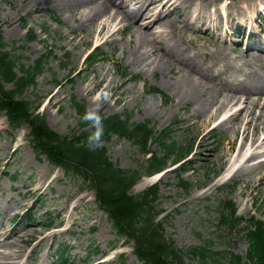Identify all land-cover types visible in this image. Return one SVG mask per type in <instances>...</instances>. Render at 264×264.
I'll use <instances>...</instances> for the list:
<instances>
[{
	"label": "rangeland",
	"instance_id": "374dc122",
	"mask_svg": "<svg viewBox=\"0 0 264 264\" xmlns=\"http://www.w3.org/2000/svg\"><path fill=\"white\" fill-rule=\"evenodd\" d=\"M205 1L209 6L203 8L211 13L213 6L224 0ZM251 1L233 0L224 10L238 9ZM83 11L81 4L74 7L65 0H0V33L15 60L17 73L21 66L43 59L41 71L23 92L24 99L42 114L51 129L62 134L79 126L72 97L86 110L98 108L105 115L131 114L130 121L134 122L148 119L157 132L169 128V139L164 141L173 140L185 150L190 146L192 152L181 166L183 161L175 163L176 155L171 154L160 173L148 172V155L129 139L113 134L102 144L114 165L140 173L130 193L138 194L158 184L154 221L161 223L166 240L182 249L205 245L214 253L212 264H228L230 253L244 256L247 228L254 219L264 220V181L258 180L255 172L225 175L226 164L240 141L234 138L233 127L229 123L218 125L216 118L202 125L204 113L192 101H180L181 95L174 88L178 73L158 64L154 51L148 55V47L143 45L145 55L130 57L131 46L143 39L136 27L130 25L110 35L117 27L111 24L98 32L85 16L81 17ZM179 13L175 10L173 15ZM104 18L106 15L100 16L97 22ZM28 26L35 33L33 39H29ZM201 31L190 29L164 41L170 46L173 40L177 42L175 50L181 56H185L183 52H197L202 62L216 50L219 68L205 72L216 76L222 70L220 66L226 68L227 73L222 71L218 78L221 84L231 74L228 62L239 67L241 72L234 76L240 79L258 69L259 63L249 60V53L233 52L220 45L221 55L216 49L219 44L200 36ZM97 45L107 58L89 63L86 56ZM190 64L201 67L198 62ZM221 84L214 85L220 93L214 91L213 99L223 93ZM5 87L12 85L5 83ZM209 91L207 88L202 97ZM8 126L6 114L0 110V239L9 233L6 239L20 247L14 264H141L133 241L115 232L89 183L67 175L63 168L37 154L29 140L27 123L17 129ZM227 140L234 141L231 148ZM161 142H149L157 156L165 150ZM221 152L224 155L219 159ZM42 171L47 176L38 188L35 176ZM146 176L151 181L136 188ZM179 177L187 187L181 186ZM25 184L31 185L28 192ZM224 201L234 204L240 216L234 228L219 223L220 204ZM57 244L66 246L65 262L54 261ZM183 261L197 264V259L190 256Z\"/></svg>",
	"mask_w": 264,
	"mask_h": 264
},
{
	"label": "trees",
	"instance_id": "16d2710c",
	"mask_svg": "<svg viewBox=\"0 0 264 264\" xmlns=\"http://www.w3.org/2000/svg\"><path fill=\"white\" fill-rule=\"evenodd\" d=\"M28 33L29 39L35 37L31 27H28ZM6 45L0 34V110L5 112L10 126L15 128L28 123L29 140L37 154H44L50 162L63 167L67 174L89 183L96 191L98 202L107 213L113 229L117 234L134 241V251L141 264H184L185 256L196 258L197 264H212L214 253L205 245L182 249L164 238L161 223L154 221L153 203L158 197V184L138 194L130 193L129 189L140 173L114 165L103 144L94 149L87 146V137L93 129L90 122L81 119L86 111L83 103L72 97V104L80 119L79 126L63 134L51 129L42 114L31 109L23 92L41 71L43 59H37L26 67L21 66L20 73H17L15 60ZM103 55V50L96 48L88 56V61L92 63ZM5 83H10L12 88H6ZM101 114L105 117L102 141L116 134L136 143L144 154L151 153L147 158L149 173L163 169L171 154H175L177 160L185 155V151L177 147L175 141H164L169 139V128L157 132L148 119L134 122L130 121L131 114ZM151 139L162 141L165 148L162 156L150 150ZM179 183L187 186L183 178L179 177ZM222 207L224 211L220 214L219 223L236 227L238 217L235 206L226 201ZM246 235L249 241L247 252L244 256L230 253L228 264H264V222L253 220ZM62 258L60 254L59 259Z\"/></svg>",
	"mask_w": 264,
	"mask_h": 264
},
{
	"label": "bare ground",
	"instance_id": "6f19581e",
	"mask_svg": "<svg viewBox=\"0 0 264 264\" xmlns=\"http://www.w3.org/2000/svg\"><path fill=\"white\" fill-rule=\"evenodd\" d=\"M65 1L74 7L81 4L85 10L81 13V17L85 16L93 29L97 27L98 32H102L111 24H115L117 27L110 32V35L130 25L136 27L143 39L140 42L136 41L131 46L130 57L133 59L136 56L145 55L142 50L143 45L148 47V55L154 51L158 64L164 68H174V74L178 73L175 76L174 88L181 95L180 101H192L196 105V109L204 113L205 120L202 125H206L207 122L216 118L219 120L218 125L229 123L233 127V136L234 138L239 137L240 141L236 152L232 154L226 164L225 172H228L230 168L237 173L255 172L257 179L264 181V54L257 51L250 52L249 60L259 63L260 66L259 69L249 72L242 79L234 76L238 74L237 72H241L239 67L232 65L233 62H228L227 66L231 68V74L224 77L225 83L221 84L218 82V78L222 71H224L222 74L227 73L225 72L226 68L220 66L222 70L216 76L205 72L212 68H219L216 66V61L219 59L215 55L216 50L209 60L202 62L197 59L195 54L197 52H183L185 56H181L175 50L178 47L177 42L173 40V44L170 46L164 41L168 36L172 38L178 34L180 37L184 31L190 29L194 31L201 25L207 29L211 27L219 29L221 15L217 5L213 6L211 9L213 13H210L203 8L209 6V2L205 0ZM243 1L240 0V2ZM248 5L250 10H257V7L251 5L250 2ZM175 10L180 13L173 15ZM212 14L216 19L213 24L208 21ZM102 15H106V18L97 22V19ZM216 49L221 52V55H224L219 46ZM200 51H203L202 48ZM190 61L200 63L201 67L195 68L190 64ZM219 84L222 85L220 89H224V91L219 98L213 99L214 91L217 95L220 93L219 89L214 87ZM207 88H210V91L206 97H202ZM227 143L231 148L234 141L227 140ZM223 155L224 152L219 153L218 158L221 159ZM208 156L211 157L210 154ZM46 176L45 171L35 176L38 188H42ZM149 181H151V177H143L136 184V188L143 187ZM25 187L28 192L31 185L25 184ZM72 223L73 220L70 224ZM8 236L0 239V264H14L18 261L17 253L21 249L13 240L6 239Z\"/></svg>",
	"mask_w": 264,
	"mask_h": 264
},
{
	"label": "clouds",
	"instance_id": "9594fccd",
	"mask_svg": "<svg viewBox=\"0 0 264 264\" xmlns=\"http://www.w3.org/2000/svg\"><path fill=\"white\" fill-rule=\"evenodd\" d=\"M81 119L88 121L92 125V131L87 137V146L89 148L100 147L102 144V138L104 136V119L105 117L97 109L86 110L81 116Z\"/></svg>",
	"mask_w": 264,
	"mask_h": 264
}]
</instances>
